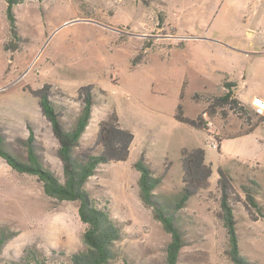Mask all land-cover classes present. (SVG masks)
<instances>
[{"label":"rangeland","instance_id":"374dc122","mask_svg":"<svg viewBox=\"0 0 264 264\" xmlns=\"http://www.w3.org/2000/svg\"><path fill=\"white\" fill-rule=\"evenodd\" d=\"M13 11L16 36L0 0V137L6 149L26 160L32 135L43 165L63 178L57 140L32 94L43 84L50 85L67 128L81 108L78 88L93 85L95 102L78 149L99 152L98 123L113 111L134 134L127 159L100 164L85 184L121 230L107 264H166L170 234L143 202L133 162L144 153L161 178L154 193L171 202L183 183V147H202L212 173L208 186L175 213L184 243L176 264H234L219 217L218 167L232 178L241 253L264 264V127L222 138L248 124L226 107L210 106L225 91L216 69L229 53L226 45L252 19L264 27V0H23ZM247 78L261 84L264 73ZM177 105L184 116L200 118L201 128L175 119ZM255 114L262 115L253 108L252 122ZM250 179L259 183L258 209L243 192L242 185L254 188ZM77 207V201L47 196L35 175L17 172L0 157V231L8 235L0 264H18L29 247L47 264H70V253L83 247L86 226Z\"/></svg>","mask_w":264,"mask_h":264},{"label":"trees","instance_id":"16d2710c","mask_svg":"<svg viewBox=\"0 0 264 264\" xmlns=\"http://www.w3.org/2000/svg\"><path fill=\"white\" fill-rule=\"evenodd\" d=\"M6 16L10 31L16 36V18L13 7L23 0H5ZM144 1V0H143ZM233 81L224 80L225 91L210 99L211 107H226L230 111L244 118L248 128L247 133L255 126L264 122V115H257L256 121H251L252 108L243 104L234 96ZM49 84H43L32 94L38 98V102L51 131L58 143V156L62 163L63 178L57 177L52 170L45 167L34 150L32 135L26 141L27 156L22 160L8 151L0 137V157L7 164L20 173L35 175L42 183L43 192L56 200L77 201V212L80 220L86 225L82 234L83 247L73 251L69 255L70 264H107L113 257L114 242L120 238L121 230L114 221L106 205H100L91 197L85 184L96 172L102 163L109 161H122L127 159L130 144L133 140L131 130L119 124L118 116L113 111L98 123V131L95 139L100 146L99 152L92 148L78 149L80 138L84 133L91 118L95 102V91L91 83L81 85L77 94L81 99V108L72 127L67 128L61 121V110L51 98ZM174 118L192 127L201 128L202 120L192 119L181 114L180 105ZM242 134V133H238ZM205 151L202 147L186 148L180 150V163L182 168V186L173 201L158 198L154 193L155 188L161 182L159 176H154L151 168L145 161L144 153H140L133 162V167L139 172L138 186L143 202L153 208L155 218L161 223L163 229L170 234V240L166 246V264H176L180 250L183 246V237L176 222V211L183 208L187 200L199 189L206 188L211 176V165L204 162ZM217 186L220 190L219 217L225 227L228 238V255L234 264H254L239 247V238L236 229V217L230 203L231 194L234 191L232 178L221 167L217 168ZM254 188L242 185L243 192L249 203L259 208L255 195L260 192L259 183L250 179ZM4 231H0V252L7 239ZM47 258L33 247L25 250L18 264H47Z\"/></svg>","mask_w":264,"mask_h":264},{"label":"crops","instance_id":"0c3cea01","mask_svg":"<svg viewBox=\"0 0 264 264\" xmlns=\"http://www.w3.org/2000/svg\"><path fill=\"white\" fill-rule=\"evenodd\" d=\"M253 24H256L258 28H264L263 25L255 23L252 19L250 24L244 26L246 31H240L226 45L229 48L226 49L229 53H225L223 59L219 60L218 69H216L221 75L220 78H225L224 80L235 83L232 87L234 96L252 109L254 108V99L264 102V81H261V84H256L255 80H248L247 78V75L257 74L259 70L264 73V32L260 31V33H256L253 31ZM244 33H247L248 36H245ZM262 115H264V110ZM262 126L264 127V122L255 126L247 133L242 132V134H234L222 138L251 134L256 128Z\"/></svg>","mask_w":264,"mask_h":264},{"label":"built area","instance_id":"2783aa9c","mask_svg":"<svg viewBox=\"0 0 264 264\" xmlns=\"http://www.w3.org/2000/svg\"><path fill=\"white\" fill-rule=\"evenodd\" d=\"M257 100H258V102H261V103H259V104L256 103ZM253 106H254V110H256V111L259 112V113H262L263 110H264V102L261 101V100H259V99H254V101H253ZM207 124H208V126H211V125H212V123H211L210 121H207ZM210 144H211V146H213V147H218V146H217V142H215V140H214L213 138H212Z\"/></svg>","mask_w":264,"mask_h":264},{"label":"bare ground","instance_id":"6f19581e","mask_svg":"<svg viewBox=\"0 0 264 264\" xmlns=\"http://www.w3.org/2000/svg\"><path fill=\"white\" fill-rule=\"evenodd\" d=\"M256 103H258V104H259V103H261V102H258V100H257V101H256Z\"/></svg>","mask_w":264,"mask_h":264}]
</instances>
